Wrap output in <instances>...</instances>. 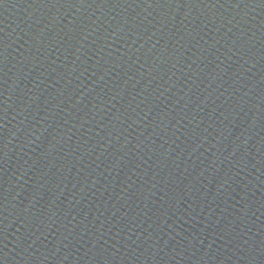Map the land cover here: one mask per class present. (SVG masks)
Segmentation results:
<instances>
[{
  "label": "water",
  "instance_id": "obj_1",
  "mask_svg": "<svg viewBox=\"0 0 264 264\" xmlns=\"http://www.w3.org/2000/svg\"><path fill=\"white\" fill-rule=\"evenodd\" d=\"M0 264H264V0H0Z\"/></svg>",
  "mask_w": 264,
  "mask_h": 264
}]
</instances>
